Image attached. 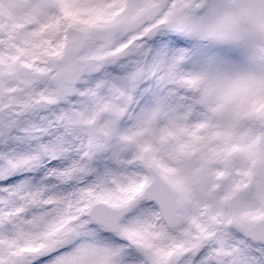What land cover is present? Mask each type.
<instances>
[{"label":"snow or ice","instance_id":"6c2138e0","mask_svg":"<svg viewBox=\"0 0 264 264\" xmlns=\"http://www.w3.org/2000/svg\"><path fill=\"white\" fill-rule=\"evenodd\" d=\"M0 264H264V0H0Z\"/></svg>","mask_w":264,"mask_h":264}]
</instances>
